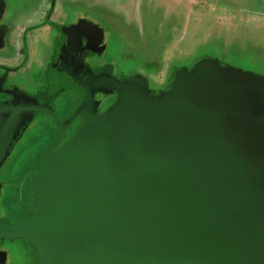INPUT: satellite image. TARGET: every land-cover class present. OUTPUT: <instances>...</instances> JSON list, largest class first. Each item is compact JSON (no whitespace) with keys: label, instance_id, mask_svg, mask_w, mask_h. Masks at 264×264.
<instances>
[{"label":"water","instance_id":"obj_1","mask_svg":"<svg viewBox=\"0 0 264 264\" xmlns=\"http://www.w3.org/2000/svg\"><path fill=\"white\" fill-rule=\"evenodd\" d=\"M209 66L156 97L120 81L105 115L38 159L31 215L0 239L44 264H264V100Z\"/></svg>","mask_w":264,"mask_h":264},{"label":"rangeland","instance_id":"obj_2","mask_svg":"<svg viewBox=\"0 0 264 264\" xmlns=\"http://www.w3.org/2000/svg\"><path fill=\"white\" fill-rule=\"evenodd\" d=\"M6 2L0 0V23L6 19L7 6L13 8L14 20L29 13L28 3ZM111 2L97 1L90 7V0H79L77 7H67L60 17L54 14L52 23H61L82 39L72 74H60L51 56L43 63L52 67L51 77L49 72L34 77L37 68L33 65L26 82H21L30 94L49 85L57 91L53 106L62 124L53 130L57 126L64 136L70 126L63 137L67 142L80 129L83 114L90 111L103 116L115 105L120 80L135 79L145 95L156 97L170 89L174 74L189 72L201 62L220 74L250 83L264 100V0H120L127 7L123 13L111 9L116 5ZM31 6L33 3L28 4ZM60 44L63 51L65 45ZM23 53H27L25 49ZM43 53V47L34 45L35 58L31 59L44 61ZM40 120L44 118L38 117L8 159L0 174L3 184L29 180L30 168L50 142L49 126L55 122L48 118V127H41ZM11 190L8 187L6 194ZM18 204L14 198L2 199L0 223L13 219L10 213ZM6 246L10 264L25 258L22 245Z\"/></svg>","mask_w":264,"mask_h":264},{"label":"flooded vegetation","instance_id":"obj_3","mask_svg":"<svg viewBox=\"0 0 264 264\" xmlns=\"http://www.w3.org/2000/svg\"><path fill=\"white\" fill-rule=\"evenodd\" d=\"M48 21L49 23L46 24L55 28L60 33V35L65 38V48H63V51L65 53L64 60H62L61 52L59 50L60 55L59 57H56V55L53 57V64L57 63L56 67L60 68L61 70H59L58 68L56 70L59 71L60 74H63V72H67V74H72L71 66H73L76 52L80 49L82 39L80 36L77 35H75L77 38L75 36L69 37L60 29L62 27L61 25L52 23L50 19H48ZM5 33V26L0 23V54L1 51L4 49L3 41L6 37ZM53 46L55 53L58 52L59 44L57 43V41L51 42V47ZM25 50L27 53H23L24 59L22 63L18 66L8 65L4 63V61L1 60L3 63L0 61V174L2 171H4L8 159L12 156L16 147L20 143V140H23L25 134H27V132L33 128L34 122L38 119V117L44 118V120H40L41 127H48L46 123L48 122L46 121L48 118L50 119V121L55 122L53 123V126H49V128H51L49 136L50 142H48V144L44 147L45 150L41 153V155L34 161L33 165L31 166L29 171V180L26 182L24 181L25 186L24 184H21V182H11L12 184L5 185L0 180V203L3 198H9L11 200L14 198L19 203L18 205H20L19 207L16 206V208H20L18 213V208L10 213L13 219L5 220V222L0 223V227L16 225L25 220L26 215H31L32 206L29 201L30 183L33 175L39 173V171H41V169L43 168V165L36 166V163L38 159L44 154V152L48 149V147L52 144L53 140L59 133V129L57 128V126L56 130H53L54 126H60L59 124H62V119L59 117V114L57 112L58 109L56 110L55 106H53V104L55 103L54 101H56L58 97L57 91H54L52 89V86L49 85L48 87L39 90L37 94H30L25 89L26 86L24 87L21 83L22 80L28 79V73H30L29 71L25 70L27 61L30 58V54L27 50V47H25ZM51 69L52 67H43L41 68V71L37 70V72H35L34 77H40L42 75L46 76L48 72L49 76L51 77ZM133 81L136 83V80ZM73 120L74 118H71L70 121ZM69 129L70 126L67 132L69 131ZM67 132L66 134H64V136L62 134V131L60 132L62 134L61 138L57 146L52 150L54 154L58 149H60L64 144L67 143V141L65 140V138L69 134ZM44 148H42V150ZM35 158L36 156H34L32 161ZM45 164L46 163H44V165ZM8 187H11L12 190L10 193L7 192L8 194H6V189ZM18 216L21 217L18 219ZM6 244L22 245L25 253V258L20 259L19 264H44L43 260L39 256V253L33 247V245H30L29 243L23 240L15 239H0V264H10V261L7 258Z\"/></svg>","mask_w":264,"mask_h":264},{"label":"crops","instance_id":"obj_4","mask_svg":"<svg viewBox=\"0 0 264 264\" xmlns=\"http://www.w3.org/2000/svg\"><path fill=\"white\" fill-rule=\"evenodd\" d=\"M7 0L6 3H8ZM18 1L23 3L32 4L31 8H28L26 12L28 14H24L25 17H21L18 20L11 19L13 18L12 9L7 6L6 9V19L3 21V25L6 28L5 40L3 41L4 49L0 54V61H4V63L12 66H18L23 61V50L27 47L29 51L30 58L27 61L25 70L30 72V68L35 65L37 70L41 71V68L44 67V62L52 56V58L56 55L59 57L61 49L64 45V38L60 35V33L53 27L49 26L46 23H49L48 19L53 20L54 14H59V17L63 12L66 11L67 7L78 6L79 0H11ZM81 1V0H80ZM102 1V0H90V7L94 6V2ZM111 2V0H107ZM116 5L113 6V10L117 11V13H123L127 10L126 4H122L120 0H113ZM114 2L109 3L113 5ZM114 20L116 18L112 17ZM61 25V23H55ZM65 25V24H62ZM57 41L60 45L58 52L55 53L51 48V42ZM14 44L17 46L14 47ZM43 47L45 58L44 61L41 59L32 60L31 58H35V54H33V46ZM60 50V52H59ZM15 51V52H14ZM43 53V54H44ZM13 56H12V55ZM1 61V62H2ZM3 63V62H2ZM31 63V64H30ZM40 65V66H38ZM25 71V72H26ZM128 74L123 75L122 79H125ZM37 76V73H36ZM135 80V79H134Z\"/></svg>","mask_w":264,"mask_h":264},{"label":"bare ground","instance_id":"obj_5","mask_svg":"<svg viewBox=\"0 0 264 264\" xmlns=\"http://www.w3.org/2000/svg\"><path fill=\"white\" fill-rule=\"evenodd\" d=\"M129 68V67H128ZM134 74V73H133Z\"/></svg>","mask_w":264,"mask_h":264}]
</instances>
